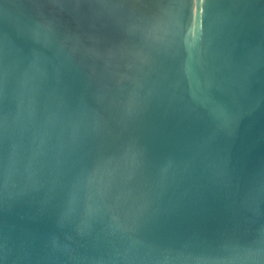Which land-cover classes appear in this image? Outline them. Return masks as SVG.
Masks as SVG:
<instances>
[{
  "label": "water",
  "instance_id": "1",
  "mask_svg": "<svg viewBox=\"0 0 264 264\" xmlns=\"http://www.w3.org/2000/svg\"><path fill=\"white\" fill-rule=\"evenodd\" d=\"M0 264H264V0H0Z\"/></svg>",
  "mask_w": 264,
  "mask_h": 264
}]
</instances>
